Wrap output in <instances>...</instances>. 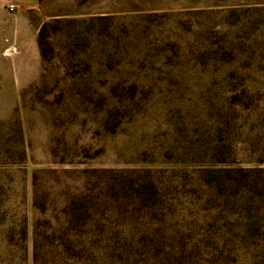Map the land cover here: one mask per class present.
<instances>
[{"label": "rangeland", "instance_id": "374dc122", "mask_svg": "<svg viewBox=\"0 0 264 264\" xmlns=\"http://www.w3.org/2000/svg\"><path fill=\"white\" fill-rule=\"evenodd\" d=\"M0 264H264V0H0Z\"/></svg>", "mask_w": 264, "mask_h": 264}, {"label": "built area", "instance_id": "2783aa9c", "mask_svg": "<svg viewBox=\"0 0 264 264\" xmlns=\"http://www.w3.org/2000/svg\"><path fill=\"white\" fill-rule=\"evenodd\" d=\"M6 6H7L9 11H14L17 7V4L10 2V3H7Z\"/></svg>", "mask_w": 264, "mask_h": 264}]
</instances>
